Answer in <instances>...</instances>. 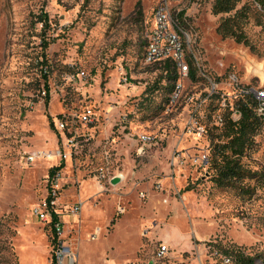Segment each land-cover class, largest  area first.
Instances as JSON below:
<instances>
[{
    "label": "rangeland",
    "instance_id": "obj_1",
    "mask_svg": "<svg viewBox=\"0 0 264 264\" xmlns=\"http://www.w3.org/2000/svg\"><path fill=\"white\" fill-rule=\"evenodd\" d=\"M158 2L0 0V264H50L52 233L32 208L52 193L76 264H236L234 249L264 264V182L216 186L204 159L224 117L238 118L228 76L264 89V16L237 1L245 46L216 32L227 14L212 0H170L192 79L143 61ZM241 162L264 173V126ZM83 186L102 217L67 210Z\"/></svg>",
    "mask_w": 264,
    "mask_h": 264
},
{
    "label": "trees",
    "instance_id": "obj_2",
    "mask_svg": "<svg viewBox=\"0 0 264 264\" xmlns=\"http://www.w3.org/2000/svg\"><path fill=\"white\" fill-rule=\"evenodd\" d=\"M238 0H212L211 12L213 14H227L220 20L216 27V32L223 38H231L236 43L250 46L249 40L243 29V23L247 19V7L242 6L236 9ZM256 11L264 16V0H250ZM257 10V9H256ZM189 62L188 74L194 79V71L196 66L191 58L187 55ZM163 64V68L167 70L170 65L176 71L175 66L168 60L158 62ZM44 83H46V70L41 72ZM177 75L172 77L173 83L170 88L175 86ZM256 101L251 95H238L234 110L238 114L237 119H232L227 114L222 120L220 127L221 133L215 138H211L209 146V155L207 156V174L209 179L219 187H235L242 192L249 193L251 189L249 184L244 183L245 180H255L256 186H260L264 182V173L253 171L245 167L241 159L251 149L254 144V136L264 126V120L257 116ZM59 167H52L49 170L50 176ZM53 241V240H52ZM225 254L232 255L236 264H254L255 257L244 255L240 249L224 251Z\"/></svg>",
    "mask_w": 264,
    "mask_h": 264
},
{
    "label": "built area",
    "instance_id": "obj_3",
    "mask_svg": "<svg viewBox=\"0 0 264 264\" xmlns=\"http://www.w3.org/2000/svg\"><path fill=\"white\" fill-rule=\"evenodd\" d=\"M181 19L178 11H173V6L170 0H159L153 9V25L146 33V39L143 49V61L146 64L158 63L164 60L170 61L176 68V71L181 76H186L189 69V62L187 58L185 43L182 39L183 31L181 29ZM191 58L198 69L197 59L191 55ZM228 80L235 84L238 89V95H251L256 101V114L264 120V89L254 88L249 84L238 83L237 76L232 74L228 76ZM180 85L175 84L171 94L170 100L177 101L180 95ZM43 95L45 91L43 90ZM82 121H88L87 115H82ZM56 128L59 132L65 129L64 120H56ZM59 153V152H58ZM41 155H44L42 153ZM60 156V154H59ZM36 156H28V161H32ZM207 162V157L205 158ZM54 193L47 195L40 203L32 208V213L42 222L50 227L52 233V256L50 264H76V252L70 244L66 243L63 236L62 226L57 219H51L53 211L56 206ZM143 197V193H140ZM69 211L72 214H78L80 205H73ZM123 212L121 208L117 213ZM51 219V221H50ZM168 252L167 246L159 245L155 256L161 259L166 256ZM225 262L229 259L225 258Z\"/></svg>",
    "mask_w": 264,
    "mask_h": 264
},
{
    "label": "crops",
    "instance_id": "obj_4",
    "mask_svg": "<svg viewBox=\"0 0 264 264\" xmlns=\"http://www.w3.org/2000/svg\"><path fill=\"white\" fill-rule=\"evenodd\" d=\"M119 176L121 177V178H124V175L123 174H119ZM119 176H116V177H112V179H114V178H119V180H120V177ZM111 179V180H112ZM84 187V186H83ZM82 187V189H81V191H80V193L78 194V199H79V201H77V203H75V204H73V205H80V210H81V212H83V219H86V218H88V217H92V216H101V214H102V212L100 213V211H95V210H91V211H89V208L86 206H84L83 207V202H84V198L86 197V195H87V193H88V191L87 190H89L90 189V186H85L84 188ZM72 205V206H73ZM57 208L58 207H55L54 208V211H53V216L51 217V219H57L58 221H60V223H61V226L63 225V223L64 222H62L63 220L61 219V217H60V214H59V212H58V210H57ZM119 208H121V210H123L124 211V209L122 208V207H117L116 208V213H117V210L119 209ZM70 209V207L68 208L67 207V210H69ZM110 214H111V212H110ZM109 214V215H110ZM117 214H122V212L121 213H117ZM89 215H92V216H89ZM102 217V216H101ZM108 218H109V216H108ZM107 218V219H108ZM51 219H50V221H51ZM66 221H67V219H65ZM63 231V230H62ZM63 234V236H62V238L64 239L65 237H64V233H62ZM76 256H77V254H76Z\"/></svg>",
    "mask_w": 264,
    "mask_h": 264
},
{
    "label": "bare ground",
    "instance_id": "obj_5",
    "mask_svg": "<svg viewBox=\"0 0 264 264\" xmlns=\"http://www.w3.org/2000/svg\"><path fill=\"white\" fill-rule=\"evenodd\" d=\"M260 69H263V68H261V65L258 64V65H257V71H256V72H257V74H259L260 76L263 77V76H264V72H261ZM50 157H51V156H50Z\"/></svg>",
    "mask_w": 264,
    "mask_h": 264
},
{
    "label": "water",
    "instance_id": "obj_6",
    "mask_svg": "<svg viewBox=\"0 0 264 264\" xmlns=\"http://www.w3.org/2000/svg\"><path fill=\"white\" fill-rule=\"evenodd\" d=\"M118 181H119V178H114V179L111 180V183L115 184V183H117Z\"/></svg>",
    "mask_w": 264,
    "mask_h": 264
}]
</instances>
